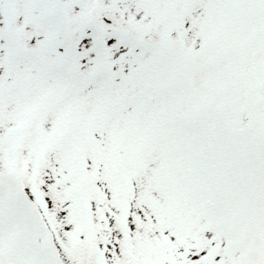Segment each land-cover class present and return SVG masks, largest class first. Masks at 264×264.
<instances>
[{"label":"snow or ice","instance_id":"snow-or-ice-1","mask_svg":"<svg viewBox=\"0 0 264 264\" xmlns=\"http://www.w3.org/2000/svg\"><path fill=\"white\" fill-rule=\"evenodd\" d=\"M0 264H264V0H0Z\"/></svg>","mask_w":264,"mask_h":264}]
</instances>
